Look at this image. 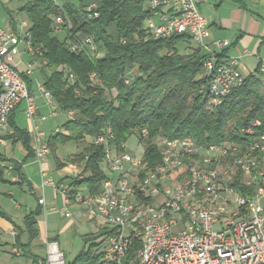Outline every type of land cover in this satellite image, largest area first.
I'll return each instance as SVG.
<instances>
[{"label":"built area","instance_id":"1","mask_svg":"<svg viewBox=\"0 0 264 264\" xmlns=\"http://www.w3.org/2000/svg\"><path fill=\"white\" fill-rule=\"evenodd\" d=\"M61 4V0H51ZM150 11L146 31L156 39L173 35H187L202 51L207 53L203 64L204 73L209 77L206 90L210 101L219 100V91L228 94L233 88L242 85L246 76L239 68L236 57L221 61L215 57L217 50L228 45L225 39H210L206 17L198 8L199 0H145ZM96 7V2L87 6ZM98 13L94 12V16ZM65 17L53 15L52 26L60 31ZM90 51H98L90 36L80 40ZM124 41V40H122ZM80 43L70 42V49L77 51ZM29 48H36V55H29ZM24 55L27 58H24ZM23 56V57H22ZM47 65L43 54L35 47L32 33L25 22L24 28H13L0 23V143L6 145L4 135H12L6 124L8 107H18L23 102V111L28 120V134L34 159L40 165L41 184H50L60 188L64 203L78 204L82 213L90 219H99L105 229H114V236H106L107 243L100 252L97 264H115L122 239L134 236L132 251L127 264H264V170L253 167V161H243V154L258 152L264 146V135L256 134L255 123L258 118L238 128L244 137L241 142L225 140L220 143H201L192 135L168 137L162 135L156 147L162 151V159L157 167H178L179 173L190 171V178H184L179 184H172V177H167V184L146 186V179L141 183H131V176L141 169L144 149L136 154L120 145L118 156H111L109 146L105 145L103 132L92 137L93 141H102V149L107 150V163L110 174L101 180L97 193L83 192L76 187H66L56 183L43 165L47 161L45 131L42 123L59 113L58 104L50 96H43L46 88L36 72ZM38 73V72H37ZM249 75H264V61L257 70ZM95 74L92 73L91 77ZM65 77L71 83L74 73L66 69ZM30 80L28 83L27 80ZM47 106V112L39 113V99ZM68 119L73 118L74 110L64 111ZM59 127H55L57 131ZM106 129V127H105ZM137 137L147 139V127L137 129ZM114 139V134H111ZM141 142V141H140ZM142 143V142H141ZM223 145H230V150L242 151V158L225 168H216L217 158L224 154ZM169 146H176V153H169ZM198 151V158L182 161V152ZM70 156H74L71 154ZM264 160V158H262ZM11 181H20L14 165L10 161H0ZM74 178L85 175L84 163L72 164ZM257 172L255 181H247V174ZM191 173H200L201 181H192ZM166 177V174L163 175ZM235 183H242L245 200L226 202V193L235 192ZM62 186V187H61ZM253 188L247 192L248 188ZM154 200V208H146V201ZM38 203L44 204L39 197ZM152 211L148 221L134 222V214ZM63 214L70 216L67 207ZM160 215H169L166 226H156ZM140 223H148V232H141ZM45 254L38 264H66L59 242L46 237Z\"/></svg>","mask_w":264,"mask_h":264},{"label":"trees","instance_id":"2","mask_svg":"<svg viewBox=\"0 0 264 264\" xmlns=\"http://www.w3.org/2000/svg\"><path fill=\"white\" fill-rule=\"evenodd\" d=\"M91 2H96V7L89 10ZM21 9L30 19L35 46L47 60L38 77L60 110H74L73 118H67L61 131L48 139L50 150L58 142H84L71 161L84 163L85 175L73 178L72 185L84 184L90 193L99 191L106 175L100 166L104 149L102 143L92 142V137L106 126L111 127L114 139L106 140L105 145L112 148H119L131 134H137V129L147 127L149 139L144 144L140 174L161 159L153 140L157 136L192 135L201 143L227 139L241 142L244 137L238 128L255 118L261 121L256 134L264 133V78L248 75L220 104L212 103L204 90L209 83L203 69L208 54L198 46L191 52H181L178 44L190 40L184 34L153 38L144 27L150 12L145 0H61L59 5L51 0H25ZM56 14L65 17L60 31L52 26ZM83 36L93 39L102 50L100 56L91 54L80 41ZM74 41L81 44L77 51L70 49ZM66 69L75 75L72 83L65 77ZM14 112L9 119L14 133L9 136L17 135L33 154L29 134L15 125ZM1 160L13 163L20 181L5 177L2 166L0 180L21 183V162L0 154ZM235 189L245 194L242 183H235ZM40 212L36 210L26 217L31 231L35 215ZM92 252L90 248L66 264H97L100 253ZM34 263L38 264L37 259Z\"/></svg>","mask_w":264,"mask_h":264},{"label":"crops","instance_id":"3","mask_svg":"<svg viewBox=\"0 0 264 264\" xmlns=\"http://www.w3.org/2000/svg\"><path fill=\"white\" fill-rule=\"evenodd\" d=\"M24 1L19 0L17 7L12 5L7 7L3 4L5 0H0V23L15 28L19 26L22 18H28L27 13L21 9ZM198 8L207 19L210 39L228 41V45L216 51V57L221 61L228 57L238 58V68L244 76L256 71L259 64L264 61V0H199ZM195 47L197 45L189 39L178 44L179 50L186 53ZM24 58L27 57L24 55ZM36 75L38 76V73ZM261 78H264V75H261ZM23 106L15 109L13 120L19 129L28 132L29 125ZM17 112H20V116H17ZM45 112L47 106L40 98L39 113ZM22 118L25 119V123L22 122ZM65 120L67 117L62 110L57 115L48 117L41 125L46 134L45 139L48 140L56 132L55 127H59L58 131H61V125ZM10 129L14 131L12 126ZM4 136L7 143L6 145L0 143V154L21 162L19 172L23 181L13 183L0 180L1 183L15 185L13 190L9 187L7 190L0 188V264H35L34 259L38 262L44 257L46 237H52L59 242L61 232L74 224L75 216L93 221L103 229L101 221L86 217L78 204L71 202L66 205L60 188L55 189L50 184H41L40 165L35 161L34 155L28 153L21 138L17 135ZM71 142L77 146L74 152L61 156L56 153L60 144L66 145ZM83 147V141L58 142L53 149L51 148L43 165L56 183L87 192L84 184H71L74 178L72 164L77 162L71 161L70 155L81 151ZM5 177H8L6 173ZM39 197L44 198V204L38 203ZM64 207L71 212L70 216L63 214ZM39 209L41 212L35 215L31 231L27 226L26 217ZM57 217L61 219L59 223L55 221Z\"/></svg>","mask_w":264,"mask_h":264},{"label":"bare ground","instance_id":"4","mask_svg":"<svg viewBox=\"0 0 264 264\" xmlns=\"http://www.w3.org/2000/svg\"><path fill=\"white\" fill-rule=\"evenodd\" d=\"M59 17H63V16L59 15ZM24 22L27 29H29L30 22L28 18H22L19 22V26L17 27L24 28ZM144 27L147 28V21H144ZM90 52L93 56L96 57L95 51H90ZM101 54L102 52L98 51V56H100ZM29 55H36V48H29ZM225 95H227L226 91H219V100L221 101ZM43 96H50L46 88H43ZM212 103L218 104V101H212ZM14 109H16V107H8V110L6 112V124L9 129L11 127L9 126L10 114ZM259 125H261V123H255V132L257 131L256 130L257 126ZM56 132H58V130ZM102 132H103L104 142L106 140L112 139L111 134H113V131L110 126H106V129L104 128ZM262 135H264V133H262ZM160 138L161 136H157L155 139H153L154 142L157 144V146L160 143ZM147 139H149L148 136ZM147 139H143L142 143L145 144V141L147 142ZM47 141L48 140H46V153L48 157L50 153V147ZM93 142L96 144L102 143V141H93ZM109 150L111 156H118V154L120 153V147L112 148L109 146ZM223 152L225 153L220 155L216 160V168H225L226 164L234 163V159L242 158V151L230 150V145H223ZM258 152H262L263 154L259 155L257 154V152L244 153L243 161H253V167H258L259 170H264L262 167L264 165V160H262V158H264V146H261V150ZM159 153L162 159V151H159ZM169 153H176V146H169ZM189 158H198V151L182 152V161H189ZM102 163L104 165L105 174L109 175L110 167L108 166L107 163V150H104ZM154 168L155 166L150 167L143 174H140L141 169L137 170L136 173H133V175L131 176V183H141L144 180V178H148L150 174L153 173ZM165 174L166 177L163 176ZM253 174L255 176H253ZM167 177H172V184H179L184 181V178H190V171H183V173H179L178 167H171V169L168 170H166V167H157V169H155V174H152V179H146V186H153V184L154 185L167 184ZM253 179L254 180L257 179V172H250L247 174V181H253ZM191 180L201 181V174L191 173ZM236 195L238 200H245V194H242L235 189V192L226 193V202H234L236 200ZM146 208H154V200H147ZM151 218H152V211H144L140 214H134V222L148 221V219ZM168 223H169V215H160L156 219V226H166ZM140 230L141 232H148V223H140ZM108 236H114V229H110L108 231ZM133 243H134V236H126L122 239L121 250H118L117 252V258L115 259V264H127V262H130V255H125V253L132 251Z\"/></svg>","mask_w":264,"mask_h":264},{"label":"rangeland","instance_id":"5","mask_svg":"<svg viewBox=\"0 0 264 264\" xmlns=\"http://www.w3.org/2000/svg\"><path fill=\"white\" fill-rule=\"evenodd\" d=\"M19 3V0H5L3 4L7 7L11 5L17 7L19 6ZM22 106L23 102L20 103L19 107ZM17 116H20V112H17ZM21 120L23 123H25V119L22 118ZM136 135L137 134L133 133L126 139L125 147L136 154H141V151L144 149V144L139 141ZM88 139L90 138L87 137V140ZM76 147L77 146L73 142L67 143L66 145L60 144L56 153L59 156L68 154L69 152H74L76 150ZM100 166L103 170L104 165L102 161L100 163ZM262 167L264 169V165ZM8 187L9 189L11 188V190L15 189L14 184H5L0 182V188H4V190H7ZM261 202L264 205V196L261 199ZM55 221L56 223H59L61 219L57 217ZM109 230L110 229H106L105 235V229L99 228L93 221L87 220L84 217L75 216L74 224L62 231L58 239L60 248L64 253V259L66 263L73 261L78 254L86 252L90 248L92 249L93 254L100 253L107 243L106 236H108ZM40 254H43V252H40Z\"/></svg>","mask_w":264,"mask_h":264}]
</instances>
